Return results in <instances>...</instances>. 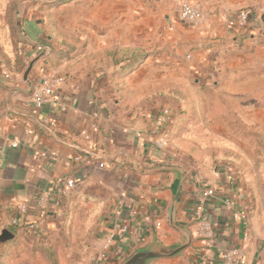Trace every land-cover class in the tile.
I'll list each match as a JSON object with an SVG mask.
<instances>
[{
  "label": "crops",
  "instance_id": "1",
  "mask_svg": "<svg viewBox=\"0 0 264 264\" xmlns=\"http://www.w3.org/2000/svg\"><path fill=\"white\" fill-rule=\"evenodd\" d=\"M194 1L204 5L203 27L180 21L179 0H68L50 7L49 22L24 14L25 68L12 48L0 47V231L30 238L35 234L21 228L36 221L54 237L79 233L95 252L113 232L104 264H121L154 239L182 240L169 223L181 169L176 219L193 242L182 255L153 264H220V249L231 247L243 248L250 264H264L263 147L252 138L264 137V111L260 134H253L234 128L211 104L221 72L236 70L237 59L224 52L255 39L230 30L226 20L248 10L254 21L260 0ZM63 7L79 12L57 14ZM38 45L51 49L39 59ZM50 71L65 81L37 109L32 92ZM179 91L189 109L176 122ZM165 107L174 118L163 140L155 121ZM69 178L77 187L66 195ZM206 187L212 196H203ZM204 218L211 244L195 234Z\"/></svg>",
  "mask_w": 264,
  "mask_h": 264
},
{
  "label": "rangeland",
  "instance_id": "2",
  "mask_svg": "<svg viewBox=\"0 0 264 264\" xmlns=\"http://www.w3.org/2000/svg\"><path fill=\"white\" fill-rule=\"evenodd\" d=\"M52 1L62 2V0H0V47L21 49L25 43L24 14L32 12L33 17L43 16V20L48 21L50 19L47 14H50L51 7L48 5ZM254 10L255 20L252 27L240 35L255 39L247 46L240 42L236 48L224 52V57L237 59L236 70L227 68L221 72L216 79L220 81L218 93L213 94L211 104L217 111L226 112V120L234 128L260 134V112L264 111V24L260 15L264 12V0H260V9L255 7ZM37 11L38 15H35ZM78 12L79 10L75 8L68 10L65 7L57 10V14L61 15ZM71 48L75 51L80 50L77 45ZM194 78L195 76L191 82L195 81ZM257 150L252 147L250 153L255 156ZM76 234L73 235L69 229L63 236L58 234L54 237L44 233L9 241L0 248V264H89L98 250L95 252L89 249L90 245L84 244L87 239L82 238L79 233ZM7 244L10 246L6 248Z\"/></svg>",
  "mask_w": 264,
  "mask_h": 264
},
{
  "label": "built area",
  "instance_id": "3",
  "mask_svg": "<svg viewBox=\"0 0 264 264\" xmlns=\"http://www.w3.org/2000/svg\"><path fill=\"white\" fill-rule=\"evenodd\" d=\"M178 17L181 22L188 25L203 27L207 24V16L204 5L200 1L194 0H179ZM253 15L248 10H239L230 15L226 20V25L230 30L244 33L252 27ZM51 49L48 46L38 45V52H49ZM65 81V76L56 72L50 71L45 73L42 78V83L37 86L32 92V103L35 108H41L44 103L55 95V91ZM173 112L169 107H165L156 117L155 126L163 134V140H166L169 133V126L173 123ZM54 125V121H50ZM12 146H18V142H12ZM79 159V157H76ZM77 187L76 180L69 178L66 180L65 194L70 195ZM214 194V189L206 187L203 191V196L208 197ZM47 198V193L41 195L40 205L43 206ZM226 203L231 205L232 201L226 199ZM20 209L25 212L26 205H20ZM239 213L234 214L238 217ZM23 232L33 233L35 235H42L46 233L40 222H30L21 228ZM195 234L206 239V244L212 242V228L209 222L204 218L199 221V225L195 230ZM115 233H108L103 237L101 247L96 255L91 258L89 264H104L107 261L110 253L114 250ZM220 264H250L248 262L246 252L241 247L222 248L219 251Z\"/></svg>",
  "mask_w": 264,
  "mask_h": 264
},
{
  "label": "water",
  "instance_id": "4",
  "mask_svg": "<svg viewBox=\"0 0 264 264\" xmlns=\"http://www.w3.org/2000/svg\"><path fill=\"white\" fill-rule=\"evenodd\" d=\"M260 19L264 24V12L260 15ZM47 52H43L37 58H41L46 56ZM33 60L28 65L25 70L24 77L27 79L30 71L32 70L35 61ZM181 172V178L179 181V185L175 191L173 202L171 204L170 214H169V223L170 225L178 231L182 235V240L180 242L174 243L172 245H166L158 242L154 239L149 244L140 247L133 254H131L128 258H126L121 264H153L155 261L162 258H174L182 255L187 248L193 242V237L188 229V227L184 224H181L176 219V210L178 207L179 194L182 189V185L185 179L184 171L179 169ZM16 239V234L11 231L9 228H3L0 231V248H2L7 242L13 241Z\"/></svg>",
  "mask_w": 264,
  "mask_h": 264
},
{
  "label": "trees",
  "instance_id": "5",
  "mask_svg": "<svg viewBox=\"0 0 264 264\" xmlns=\"http://www.w3.org/2000/svg\"><path fill=\"white\" fill-rule=\"evenodd\" d=\"M66 1H68V0H62V2L52 1V3H50L49 5L52 6L53 4L65 3ZM13 52H14V56L16 58L15 61L17 64H19L20 69L25 68V63L23 62V59H22L23 58L22 48L17 49V50H13ZM179 92H180V96H178V97L181 99L182 105H181V109H180L178 116H176V122L180 121L182 119V117L188 113V109H189V102H188L187 97L184 94H182V91H179ZM214 110H216V109L214 108ZM216 112L226 114L225 111L223 112V111H217L216 110ZM252 138H253V140L257 141L263 147V150L258 151V167H259L260 172H261L262 183L264 186V137L263 136H252ZM224 155L228 156L230 154L226 153Z\"/></svg>",
  "mask_w": 264,
  "mask_h": 264
}]
</instances>
